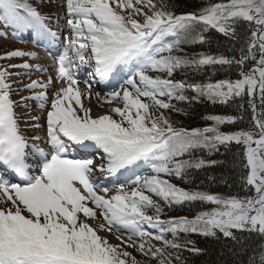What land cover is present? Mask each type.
<instances>
[{
	"label": "snow or ice",
	"instance_id": "obj_1",
	"mask_svg": "<svg viewBox=\"0 0 264 264\" xmlns=\"http://www.w3.org/2000/svg\"><path fill=\"white\" fill-rule=\"evenodd\" d=\"M44 3L0 0V21L6 27L14 33L33 32L38 42L57 49L55 78L31 80L15 89H42L20 101L12 99V77L47 69L27 61L0 66V166L5 169L0 173V264H146L128 247L156 264H184L182 251H201L193 241L181 240L191 234L222 236L244 252L251 245L245 264H264V111L257 112L255 103L259 96L264 108V0H226L181 14L168 0H47L63 10L52 13L41 11ZM245 26L247 34H242ZM209 30L237 43L243 40L239 57L174 54L181 53L183 45L207 43ZM25 56L35 58L37 53L15 49L0 59ZM217 66L236 67L238 78L206 84L173 79L183 68ZM15 68L25 72L10 71ZM81 69L98 82L122 81L104 97L95 93L97 101L122 107L93 117L83 102L92 98V91L91 84L80 88ZM188 90L212 103L248 97L255 130L222 132L220 126L236 118L218 115L207 117L213 123L203 129L174 127L165 113H182L172 101H188ZM28 100L46 109L47 150L40 146L39 135L29 143L21 131L16 109L27 108ZM31 127L35 131L42 126ZM232 143L243 145L247 174L242 181L254 195L189 191L164 178L183 180L193 168L215 165L191 155L197 150L211 154ZM74 149L101 152L102 162L73 158ZM185 155L190 158L183 159ZM143 168L150 174H135ZM97 173L134 178L131 187L121 183L110 189ZM194 202L214 207L192 218H161L162 204L171 209ZM89 221L99 223L93 227ZM100 232L121 234L117 239L124 247Z\"/></svg>",
	"mask_w": 264,
	"mask_h": 264
},
{
	"label": "trees",
	"instance_id": "obj_2",
	"mask_svg": "<svg viewBox=\"0 0 264 264\" xmlns=\"http://www.w3.org/2000/svg\"><path fill=\"white\" fill-rule=\"evenodd\" d=\"M32 3V1L30 0ZM170 5H173V11L176 14L198 12L200 9L209 6L210 4L218 2H226V0H168ZM3 24L4 22L0 21ZM245 26L241 29L242 34L245 32ZM1 33V32H0ZM1 36V35H0ZM208 42L205 44H191L183 45L181 53H174L177 55L187 54L188 56H194L199 53H207L214 56H227L239 57V48L244 41L237 43L224 37L222 34L215 30H209L206 33ZM28 58V57H27ZM30 60V59H29ZM4 62L5 60L2 59ZM1 66V65H0ZM251 67V64L245 66V71ZM239 69L236 67H220L217 66L207 67L200 70L194 68H183L174 73L173 79L182 80L186 83H214L216 81L225 79H237V72ZM12 82V81H11ZM188 97V101L184 103H178L172 101V103L182 108V113L175 111H166V115H169L172 119L173 126L176 128L203 129L206 126H212V121L207 117L218 115L222 117H235L234 123H225L220 126L222 132H235L238 130H255L252 109L249 106L248 97L244 99H237L230 101L227 104L212 103L206 98L197 97V94L191 90L184 93ZM242 105V106H241ZM257 108L258 112L264 111L261 107L259 96H257ZM244 148L243 145H237L232 143L227 147L221 146L219 151L208 153L206 150H197L192 153L191 159L196 160L199 158L205 161H216L215 165L205 166L200 169H191L186 179H178L174 176L164 177L170 180L171 183L185 188L189 191H204L213 194H219L221 196L239 195L241 197L248 195H254V190L245 188L242 181V177L246 176L247 170L243 168L242 161L244 160ZM188 155H185L183 159H189ZM136 175L150 174L147 168L139 169ZM130 174H125L123 179L129 181L134 178ZM113 183V182H112ZM212 204L194 202L190 204H184L182 206H173L169 209L163 206L162 219H169L170 217H188L192 218L200 211L210 210ZM151 215L152 213L149 212ZM149 230L150 226H149ZM219 236V234H218ZM135 239V238H133ZM169 239L171 237L169 236ZM181 240H190L194 242L196 248L200 249L199 253L192 252L190 250H184L181 252V258L184 264H245L248 255L252 251L251 245L246 246L247 252L241 247L234 246L231 241L225 240L222 236L219 238L204 237L199 234H191L189 236H181ZM255 241L256 237H252ZM191 246H189L190 248ZM133 249V248H132ZM135 250V249H133ZM136 251V250H135ZM138 261L145 262L146 264H156L155 260L148 261L146 257L142 256L139 252L134 254ZM129 264L131 261L129 260Z\"/></svg>",
	"mask_w": 264,
	"mask_h": 264
},
{
	"label": "rangeland",
	"instance_id": "obj_3",
	"mask_svg": "<svg viewBox=\"0 0 264 264\" xmlns=\"http://www.w3.org/2000/svg\"><path fill=\"white\" fill-rule=\"evenodd\" d=\"M31 1L34 5H41V0H31ZM41 11L43 13H52V12H57V11L62 12L63 10L58 9L55 6L48 4L47 0H45L44 5L41 7ZM60 23L63 24V20H61ZM2 27H3V25L0 22V32L2 30ZM53 27L56 28L55 26H53ZM3 33H7V35L6 36L1 35V37H0V57H2L3 54H5L6 52H9L10 50H15V49H20V50H23L26 52H35V53H37V57H35V58L28 57V56L18 57V58L14 57L11 59H4L5 60L4 62L2 61V59H0V65L1 66H7L9 64H21V63L27 61L30 64H37L38 63L42 67L47 69L44 72L32 71L29 75H26V76H20V77L14 76V77H12V83H13V89H14L12 99L15 101H20V98L22 96H31L32 93H30V91H15V89L23 88V85L30 83L31 80L37 79V80H41V81H46L49 76H52L53 78H55L54 59L52 57H50L49 54L44 49H37V48L33 49V44L31 43L33 41L27 39L29 37L21 36L23 41L18 42V40L16 41L15 38H13V36H11V34H12L11 31L4 29ZM58 34H59V32H58ZM30 35H32V34H30ZM37 40H38V38H37ZM41 43H43V42H41ZM44 44H46V43H44ZM46 49L49 52H51L53 56H56L57 49H49L48 47H46ZM10 71L21 72V73L25 72V70L21 69V68L10 69ZM87 71L88 70H85V69L80 70L79 80H80V88L82 90L87 89L88 85L91 84L92 98L91 99H88L86 97L83 98V102H84L85 106L91 108V115L93 117H96L98 115H103V114H112L110 111V109L112 107H117V106L122 107V104H117L116 102H113L111 105H109L107 103H104L103 101H97V99L95 97L96 92H99L101 97H104L107 92H110L111 88L110 87L103 88L105 83L98 82V78H94L92 76H89L87 74ZM21 80L23 81V84L18 83ZM117 87L118 86H116L114 89H116ZM39 91H42V89L37 88V89L33 90V92H39ZM53 92H54V89H52L50 87L48 89L49 100H51V98L53 96ZM26 103L28 104L27 108L20 107V108L16 109L18 117H20L19 122H20L21 131L26 137L29 138V143H32L31 138L33 136L39 135L42 138L41 141L39 142L40 146L45 147V149L47 150V146L43 143V138L46 135V121H45L46 120V109L45 110L40 109L38 107V102L34 101V100H28ZM31 117H38L39 119H38V121H33L32 119H30ZM113 118L119 120V117L116 115H113ZM33 123H39L42 126L41 129L34 131L33 128L31 127V125ZM96 153H98V155ZM89 156H91L93 158L94 163L97 165H99L102 162V159H101L102 153L101 152L89 151V153H87V156H84V155H80L79 150H75V149L73 150V158H85V157H89ZM28 163L32 164V160L29 159ZM33 167H35L34 164H33ZM138 172H139V170L136 171V173H138ZM96 175L99 176L100 178L103 177V176H101L100 173H97ZM123 176H125V175H123ZM123 176H120L118 174L116 177H108V178L113 179L114 181H111V182H113V184L107 185V187H109L111 189V188H114L116 185L121 184V183L125 184L126 187H131V185L129 184V181L128 182L125 181L123 179ZM213 207H214V205L212 206V208ZM99 222H102V220ZM99 222L89 221V223H91L93 225V227H97ZM99 234L101 236H106L110 243L118 244V245H121V247H124V245L121 244V240L117 239V236L121 235V234L111 235V234H108L106 232H100ZM123 238L127 239L126 236H124ZM126 250L131 252L132 255L137 254V251L133 250L131 247H128Z\"/></svg>",
	"mask_w": 264,
	"mask_h": 264
},
{
	"label": "water",
	"instance_id": "obj_4",
	"mask_svg": "<svg viewBox=\"0 0 264 264\" xmlns=\"http://www.w3.org/2000/svg\"><path fill=\"white\" fill-rule=\"evenodd\" d=\"M256 99H257V97H256ZM258 110V109H257Z\"/></svg>",
	"mask_w": 264,
	"mask_h": 264
}]
</instances>
